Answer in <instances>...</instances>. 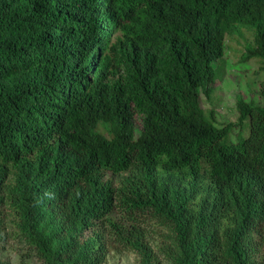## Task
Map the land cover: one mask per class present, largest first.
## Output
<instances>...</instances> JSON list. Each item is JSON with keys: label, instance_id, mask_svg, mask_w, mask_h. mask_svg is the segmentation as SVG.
Here are the masks:
<instances>
[{"label": "trees", "instance_id": "1", "mask_svg": "<svg viewBox=\"0 0 264 264\" xmlns=\"http://www.w3.org/2000/svg\"><path fill=\"white\" fill-rule=\"evenodd\" d=\"M245 30L264 70V0H0V264H264V104L202 99Z\"/></svg>", "mask_w": 264, "mask_h": 264}, {"label": "rangeland", "instance_id": "2", "mask_svg": "<svg viewBox=\"0 0 264 264\" xmlns=\"http://www.w3.org/2000/svg\"><path fill=\"white\" fill-rule=\"evenodd\" d=\"M229 48L224 58L222 76L218 81L211 102L204 101L205 110L215 109L218 114V125L222 126L238 119L237 100L240 96L255 99L256 103L264 104V70L260 65L251 61L248 66H241V57L246 52V44L254 42V35L245 30L243 36H234L228 39ZM262 75V78H259ZM263 92V93H262ZM263 94V95H262ZM18 245L10 244L2 252L4 257L10 259L11 264H36L33 259L25 260L23 252ZM106 264H139L137 256L130 252H112Z\"/></svg>", "mask_w": 264, "mask_h": 264}]
</instances>
